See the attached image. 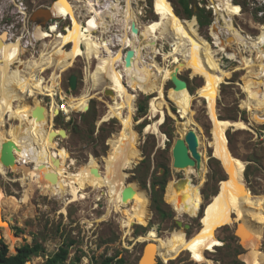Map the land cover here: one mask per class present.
<instances>
[{"label": "rangeland", "instance_id": "obj_1", "mask_svg": "<svg viewBox=\"0 0 264 264\" xmlns=\"http://www.w3.org/2000/svg\"><path fill=\"white\" fill-rule=\"evenodd\" d=\"M53 1L33 0L32 3L33 7L40 3L50 6ZM232 1L241 7V13L233 16L231 27L239 28L250 36H244L240 41L241 45L250 46L251 40L257 44L263 41L264 34H262L261 26L264 25V0ZM154 2L155 0H136L137 11L141 14L138 15L140 20H162L153 8ZM189 2L195 12L193 15H188L184 11L179 0H168V6L173 16L186 29L194 31L206 41L208 48L217 49L224 39H233V36L225 29L215 31L216 28L212 25L217 19L218 23L223 24V21L209 0H189ZM199 9L209 14V23L200 24L197 15ZM78 13L82 18L85 17L80 9ZM66 24L63 35H66L67 29H70L69 20L63 22V25ZM56 38V36L49 37L46 43L49 44ZM234 40L238 39L234 38ZM42 43L41 45L33 44V46L36 45L34 48L25 47L26 51L22 54L23 59H28L32 55L38 56L43 49ZM233 46L234 48L229 50L242 49L241 46ZM171 48L169 42L162 39L151 51L150 60L157 63L160 68L164 66L173 68L177 64L172 62V57L165 58V55H169L172 51ZM259 49L264 52V45H260ZM63 50H68L66 45ZM242 51L252 58L257 56V52H251L248 49H242ZM216 57L219 58L221 67L231 72L217 90V115L222 120L241 121L247 127L230 126L227 129V137L231 153L245 164L244 192L249 200L254 201L250 209L232 210L233 223L216 230L215 237L219 244L213 251H207L206 257L217 264H247L245 256L251 248L243 242L240 232L245 220L254 218L258 223L254 221L253 226L262 232L258 249L261 253L262 264H264V123L255 121L253 112L247 105L249 100L252 101L259 95L264 97V66L258 70L257 77L260 81L253 69L246 70L240 67L242 64L233 57L232 51L219 52ZM64 63L67 69L62 74L61 89L66 93L68 100L70 96L81 94L86 87V63L83 58L73 63L72 60L66 59ZM70 63L72 65H69ZM96 64L97 61H93L92 67L94 68ZM179 72H181V78L188 82L187 97L183 102H178L173 95L175 87L173 80L169 78L164 81L163 96L159 101L157 100L159 108L165 112V119L159 125V133L145 128L159 119V116L152 117L150 100L159 94L161 78L147 80L143 84L130 82L127 79L126 84L131 91H135L134 87L137 88L134 101L135 111H133L136 135L134 136L135 158L125 171L127 180H125L124 188L130 186L143 192V201L146 203L143 207L144 216L137 219L129 229L121 226L120 213L111 212V215L105 217L106 211L110 208L108 196L105 194L106 190L93 188L91 179L93 168L98 163H101L103 170L106 171V165L109 166L113 161L112 150L115 137L121 130V123L117 118L104 120V117L108 112L106 101L119 105L117 96L110 98L100 92L98 96L90 100L88 109L80 104L70 109L67 114L59 116L48 113L47 110L50 108L48 111L52 110V101L56 107L59 101L63 102L60 97L57 100L55 96L52 100L50 97H41L42 102L45 103L43 108L47 109L43 113L44 120H51L55 127L67 129V137L60 136L54 147L58 157L62 160L60 165L69 166L70 172L84 168L89 163L92 165L80 175L79 179L85 183V188L76 184L79 187V197L72 201L67 200L71 197L69 193L64 197L45 194L36 183L29 180V174L24 172L21 166L22 160L17 161L20 169H13L14 167L11 166L6 176L0 174V186L7 194L6 210L4 209L0 217L4 223H0V229L4 233L2 244L9 246V253H16L17 248L24 244L39 242L44 250L40 255L29 259L26 264H45L48 257L54 254L63 243L73 241L70 244V254L66 264L72 261L78 264H100L104 256L117 254L125 257L130 264H138L147 243L145 237L151 230H154L161 237L172 234L176 241L175 250L169 256L164 257L167 261L157 256L158 264H205L192 259L186 244L201 229L200 221L205 207L221 191L224 182L228 181V174L220 161L213 156V124L202 89L204 78L189 66L180 68ZM51 73L52 71L50 76ZM72 74L78 77V87L75 91L68 90L69 77ZM42 76L48 78L44 73ZM33 99L31 95L25 96L24 93L22 109H31L34 104ZM140 106H144L145 110L140 111ZM184 123L199 133L198 139L204 158L203 166L192 167L193 171L190 173L186 170H176L172 165V148L176 139L182 136L179 128ZM18 124V119L13 117L9 109H6L3 117H0V127L3 130L14 129ZM28 140L23 131H20L16 133L13 141L18 147L24 145V142L26 144ZM33 156L34 154H29V157L37 158ZM72 161L74 163H71ZM29 164L32 163L29 162ZM36 170L33 168V172ZM56 171L58 179L60 176L65 178L61 167L56 168ZM185 176L189 177L183 191L186 196L180 198L179 194L175 193L173 185L176 179ZM30 184H32L30 197L27 198L28 201L27 199L22 200ZM15 201L20 205L16 206ZM176 219L182 220L183 225L190 223V228L185 229L184 226H178ZM256 224L260 226L257 227Z\"/></svg>", "mask_w": 264, "mask_h": 264}, {"label": "bare ground", "instance_id": "obj_2", "mask_svg": "<svg viewBox=\"0 0 264 264\" xmlns=\"http://www.w3.org/2000/svg\"><path fill=\"white\" fill-rule=\"evenodd\" d=\"M133 1L54 0L49 6L51 18L46 22H50L52 18L55 21L60 19L62 21L65 19L66 21L71 20L70 29H67L66 35L61 33L58 38L49 44L43 43L44 48L40 54L28 59H23L22 53L25 51V47L21 38L14 39L11 30L9 34L7 32L0 33V117H3L5 110L9 109L13 117L19 121L14 129L3 130L0 127V157L2 144L7 140L13 141L16 133L23 131L26 139L29 140L26 141V144L24 142V145H19L15 153L17 161H23L21 166L24 172L29 174V180L36 183L47 195L64 197L69 193L71 197L67 200L70 201L79 197L78 188L82 186L85 188V183L79 179L81 178L80 175L88 170L92 164L89 163L84 168L74 172H70L69 166L66 164L60 165L62 160L58 157L54 147L60 139V131L64 129L55 127L51 120L46 121L43 118L38 121L32 116V109L44 106L45 103L42 102L43 99L40 95L49 94L54 97L60 91L63 96L61 79L63 72L67 69L64 61L70 59L73 63L77 62L79 57H82L86 63V87L81 94L70 96L66 104L63 105V110L69 112L70 109L80 104L89 107L90 100L98 96L100 92L103 95L106 94L107 89L111 90L110 94H106L110 98L117 96L119 105H113L106 101L108 112L104 117V120L117 118L121 123V130L115 137L112 150L113 161L109 166L106 165V171L103 170V165L98 163L93 168L91 179L93 180V188L106 190L105 194L108 196L110 208L106 211L105 217L111 215V212H118L121 214V226H124V229L125 227L129 229L137 219L144 216L143 207L146 206V203L143 201V192L134 187H132L133 194L131 197L125 201L122 199V191L125 180H127L125 171L135 158L134 136L136 135L133 111H135L134 101L137 88L134 87L135 91H131L126 84L127 79L130 82L143 84L147 80L161 78L159 94L150 100L152 117L159 116V119L145 128L146 130L153 129L154 132L159 133V125L165 119V112L159 108L157 100L159 101L163 96L164 81L169 78L173 80L175 85L173 95L178 102H183L187 97L188 88H176L177 73L180 68L192 67L196 73L204 78L202 89L208 103V114L213 124V156L220 161L226 170L228 181L224 182L221 191L206 205L200 221L202 227L187 242L186 248L190 251L193 260L205 264H217L206 257L207 251H213L219 244L215 237L216 230L233 223L231 215L233 209H250L254 200H249L246 197L243 180L245 164L231 153L227 137V129L230 126H238L237 128L246 126L241 121L222 120L217 115V90L219 85L225 81V77L230 76L231 72L221 67V62L216 55L219 52L232 51L233 57L242 64L240 67H244L246 70L253 69L257 77L259 68L264 66V52L259 49L260 45H264V40L259 41L258 44L251 40V45L247 47L241 45L240 41L243 40L244 36H250L243 33L239 28L234 27L233 29L231 27L233 16L241 13V7L232 0H209L223 21L222 24V22L218 23V19L216 20L212 25L216 28L215 31L225 29L233 36L232 40L224 39L217 49H214V47L208 48L206 41L201 36L185 28L171 13L168 0H155L154 2L153 8H155L156 14L161 17V21L154 19L150 21L140 20L138 17L140 12L137 11V5L133 4ZM123 2L126 5L125 7L121 6ZM102 4L106 5L109 11L101 9ZM79 9L85 16L84 18L79 15ZM132 24L136 28L135 31L132 29ZM261 27L262 34H264V25ZM52 28L57 29L55 25ZM32 34L36 41L44 40L48 35L39 27L35 28ZM234 38L238 40H234ZM162 39L168 41L172 47V51L169 55L166 54L165 58L172 57V62L177 64L173 68L166 66L160 68L157 63L152 62L149 58L155 45ZM68 44H70V48L63 50V47ZM233 45L241 46L242 49H248L251 52H257V56L252 58L245 55L242 49L239 51L229 50L234 48ZM115 46H117L116 49ZM129 47L135 53L133 58L127 62L125 57ZM93 60L97 61L94 68L92 67ZM49 67H53L54 71L46 79L42 74ZM24 93L25 96L31 95L34 98L31 109H22ZM52 103V110L48 111L51 108L47 110L44 107L43 113L46 110L48 113H54L56 106L54 101ZM247 105L249 110H252L255 121L264 123V97L259 95L252 101L249 100ZM124 108H126V111H124ZM179 129L182 136H187L190 133L194 135V143L190 145V152L197 160V166H203L204 158L201 154L199 133L191 129L186 123ZM51 131L55 133L52 137L50 136ZM62 137H67V131ZM30 153L37 158L29 157ZM55 158L59 159L60 164L58 166L54 164ZM29 162L32 164H29ZM71 163H74V161ZM41 165L44 166L40 167ZM11 166L14 167L13 169H20L17 164L6 167L0 159V174L6 176L8 169L11 170ZM58 167H61L65 178L60 176L58 179L56 171ZM33 168L37 170L33 172ZM191 171H193L192 167L186 169L187 173ZM47 173H55L57 180L55 182L48 180L46 178ZM28 187L22 200L30 197L32 184ZM6 197L7 194L0 186V217L4 213ZM13 199L15 198L13 197ZM16 200L20 202L19 199ZM17 202L14 204L16 206L20 205ZM254 221H256L254 218H249L245 220L241 227L240 233L243 242L251 248V251L245 256V260L247 264H262L261 253L258 249L262 232L259 228L253 226V224L255 225ZM2 222L4 223V220H0V223ZM259 226L257 225V227ZM2 231L0 230V240L4 236ZM145 239L147 243H154V259L160 256L167 261L164 257L169 256L175 250L176 241L172 234L161 237L156 231L151 230Z\"/></svg>", "mask_w": 264, "mask_h": 264}, {"label": "water", "instance_id": "obj_3", "mask_svg": "<svg viewBox=\"0 0 264 264\" xmlns=\"http://www.w3.org/2000/svg\"><path fill=\"white\" fill-rule=\"evenodd\" d=\"M51 18V11L49 7H43L38 8L33 11L32 13V20L36 22H42V24H45L47 20ZM133 31L136 30L134 24H132ZM135 51L132 48L127 49L126 54V61L129 62L131 58H133ZM180 73H177V79H176V88L182 89L184 87L188 88V82L187 80L181 78ZM69 88L71 91H75L78 87V77L77 75L72 74L69 77ZM106 94H110L111 90L107 89L105 91ZM89 107H87L88 109ZM43 107H36L32 109V116L35 117L38 121L42 120L44 118L43 114ZM54 113L56 116L59 115L60 111L58 108L54 110ZM67 129L61 130L59 133V136H63L66 133ZM51 137L55 134L51 131L50 133ZM58 136V135H56ZM55 136V137H56ZM54 137V138H55ZM194 143V135L188 134L187 136H180L176 139L173 148H172V156H173V168L176 170H186L189 167H195L197 166V160L191 155L190 152V145ZM15 150H17V145L12 140H7L2 144V150H1V162L6 167H9L12 164H18L16 159V153ZM54 164L58 166L60 164L59 159H54ZM44 165H41L40 167H43ZM46 178L50 180L51 182H55L57 180V175L55 173H47ZM189 180V177H181L176 179L173 188L175 190V193L179 194L180 198H184L185 193H183L186 184ZM181 192V193H180ZM133 194V188L128 186L125 187L122 191V199L125 201L131 197ZM176 222L179 226H184L185 228H189V224H184L182 220L176 219ZM1 230V229H0ZM153 250H154V243L149 242L146 243L143 249L141 260L138 264H158L157 263V257L155 259L153 258ZM146 259V260H144Z\"/></svg>", "mask_w": 264, "mask_h": 264}, {"label": "trees", "instance_id": "obj_4", "mask_svg": "<svg viewBox=\"0 0 264 264\" xmlns=\"http://www.w3.org/2000/svg\"><path fill=\"white\" fill-rule=\"evenodd\" d=\"M180 3L183 5L184 11L188 15L195 14L192 7H190L189 0H179ZM200 19V24L205 25L209 23V14L203 10L199 9L197 14ZM140 111H144L145 107L140 106ZM70 243H63L59 249L54 253L51 254L45 264H66L69 259L70 254ZM44 250V247L41 243L35 242L32 244H24L23 246L17 248V252L14 254L9 253V246L7 244H2V240H0V264H26V262L34 256L40 255V253ZM79 261V259H77ZM70 264H78L76 261H72ZM100 264H130L126 260L125 257L120 255L114 256H104Z\"/></svg>", "mask_w": 264, "mask_h": 264}, {"label": "built area", "instance_id": "obj_5", "mask_svg": "<svg viewBox=\"0 0 264 264\" xmlns=\"http://www.w3.org/2000/svg\"><path fill=\"white\" fill-rule=\"evenodd\" d=\"M107 1H109V0H102V2H107ZM135 2H136V0H134ZM133 1V4H135V2ZM136 5V4H135ZM121 6L122 7H125L126 5H125V3L123 2V3H121ZM46 7H49V6H46ZM101 9H104V10H108L107 9V6L106 5H103L102 4V7H101ZM109 11V10H108ZM32 13H33V11H31L30 13H28V14H26V15H24L23 17H22V27L20 28V29H18V28H14L13 29V31H12V37L14 38V39H18V38H21V40H22V44H24V47H27V48H34V47H36V45L35 46H33V44H35V43H39L40 45H41V43L43 42V43H46V40H47V38H54V36H56L57 38H58V36L62 33V32H64L66 29H65V27L67 26V24L66 25H63V22L64 21H66V19L65 20H57V21H55L53 18L50 20V22H45V24H42L41 22H39V23H37V22H33L32 20H31V16H32ZM140 14V13H139ZM70 22H71V20H70ZM34 25V26H33ZM56 26L57 27V29H53L52 27L53 26ZM40 26V27H39ZM37 27H39V28H41L42 29V31L43 32H46L48 35L44 38V40H34V38H33V34H32V32L34 31V29L35 28H37ZM100 28V27H99ZM51 41V40H50ZM42 43V44H43ZM112 46H113V44H112ZM43 47V46H42ZM170 47H171V45H170ZM44 48V47H43ZM66 48H70V44H68V45H66ZM115 49L117 48V46H115L114 47ZM25 51H26V49H25ZM22 54H24V53H22ZM33 56V55H32ZM79 58H82V57H79ZM78 58V59H79ZM77 59V60H78ZM93 61H96V60H93ZM93 61H92V63H93ZM97 65V64H96ZM53 72L54 71V68L53 67H49V68H46L45 69V71H44V74L45 75H47L46 77H49L50 75V72ZM64 84V83H63ZM63 86V85H62ZM65 86V85H64ZM70 88H69V86H68V90H69ZM55 99L57 100V99H59V97H60V99H61V101H63V102H60L59 101V103H57V107L56 108H58L59 109V111H60V113H59V115L60 114H67V112H65L64 110H63V105L64 104H66V101H67V99H66V97H67V95L64 93V96H62V94H60V91L58 92V93H56L55 95ZM40 97H50V99L52 100V96L51 95H49V94H45V95H40ZM58 115V116H59ZM56 117V116H55ZM18 163V162H17Z\"/></svg>", "mask_w": 264, "mask_h": 264}, {"label": "flooded vegetation", "instance_id": "obj_6", "mask_svg": "<svg viewBox=\"0 0 264 264\" xmlns=\"http://www.w3.org/2000/svg\"><path fill=\"white\" fill-rule=\"evenodd\" d=\"M32 2L33 0H0V33L7 32L9 34V31H13L14 28L20 29L24 15L38 8L46 7L42 3L33 7ZM190 226L189 223V228Z\"/></svg>", "mask_w": 264, "mask_h": 264}]
</instances>
